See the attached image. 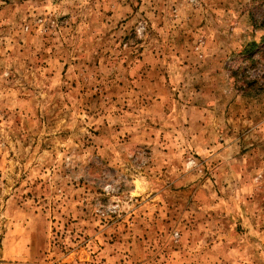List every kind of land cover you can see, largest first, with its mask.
I'll list each match as a JSON object with an SVG mask.
<instances>
[{
    "label": "rangeland",
    "instance_id": "rangeland-1",
    "mask_svg": "<svg viewBox=\"0 0 264 264\" xmlns=\"http://www.w3.org/2000/svg\"><path fill=\"white\" fill-rule=\"evenodd\" d=\"M0 264H264V0H0Z\"/></svg>",
    "mask_w": 264,
    "mask_h": 264
},
{
    "label": "trees",
    "instance_id": "trees-1",
    "mask_svg": "<svg viewBox=\"0 0 264 264\" xmlns=\"http://www.w3.org/2000/svg\"><path fill=\"white\" fill-rule=\"evenodd\" d=\"M256 46L255 44L252 45V47Z\"/></svg>",
    "mask_w": 264,
    "mask_h": 264
}]
</instances>
